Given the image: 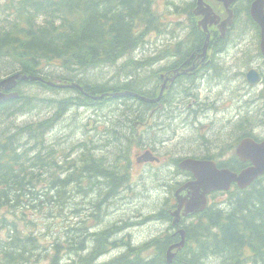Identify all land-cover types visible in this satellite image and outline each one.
Segmentation results:
<instances>
[{
	"label": "trees",
	"instance_id": "16d2710c",
	"mask_svg": "<svg viewBox=\"0 0 264 264\" xmlns=\"http://www.w3.org/2000/svg\"><path fill=\"white\" fill-rule=\"evenodd\" d=\"M170 6L155 0H0V81L17 74L44 78L19 81V96L0 103V264H241L249 255L263 263L264 182L240 197L249 208L209 209L183 220L185 247L168 263L170 235L134 245L117 236L123 223L103 227L86 213L101 207L88 198L93 186L102 194L112 190L114 199L121 182L96 185L88 130L78 141L51 139L68 112L94 105L92 95L105 93V85L87 79L89 71L136 59L133 53L151 33L170 30ZM50 80L77 83L84 91L61 97ZM29 115L39 118L20 121ZM148 219L173 221L166 211Z\"/></svg>",
	"mask_w": 264,
	"mask_h": 264
},
{
	"label": "flooded vegetation",
	"instance_id": "af4514ba",
	"mask_svg": "<svg viewBox=\"0 0 264 264\" xmlns=\"http://www.w3.org/2000/svg\"><path fill=\"white\" fill-rule=\"evenodd\" d=\"M255 1L237 0L227 8L219 0H205L214 14L197 15L198 0H193L191 8L179 10L191 11L193 26L175 31L169 43L154 45L149 59L110 64L101 89L115 95L96 101L102 108L93 111L89 130L91 174L97 186L120 179L119 197L93 186L91 200L117 207L124 225L118 237L133 238L142 226L162 222L178 243L183 220L193 217L184 213L197 209L190 206L195 175H212L211 187H219L203 194L204 211L249 208L240 197L254 194L264 175L247 186L227 178L255 168L240 149L248 147L250 154L264 144V51L262 29L251 13ZM146 210L166 211L171 218L177 211L181 220L178 226L151 220ZM241 264L255 263L249 255Z\"/></svg>",
	"mask_w": 264,
	"mask_h": 264
},
{
	"label": "rangeland",
	"instance_id": "374dc122",
	"mask_svg": "<svg viewBox=\"0 0 264 264\" xmlns=\"http://www.w3.org/2000/svg\"><path fill=\"white\" fill-rule=\"evenodd\" d=\"M160 3H163V1H159ZM167 22H171V23H179L180 21L182 23H184L186 21L185 17L181 16H175L169 15L167 20ZM170 35L168 33H166V35H158V33H151L149 35V37L146 40L145 45H142L140 48H142L143 50H146L148 53H150L149 49L153 48L154 45L156 44H161V43H168L170 42L169 40ZM140 58H145V56H140ZM146 58H150L149 56H147ZM109 69L110 66L106 65V66H102L100 68H97V70L94 71H89V73L87 74V79H89L91 82H98V81H105V79L107 78V75L109 73ZM74 92L71 91H62V95L61 97H67L70 94H73ZM52 95H54L53 93H49ZM95 103V102H94ZM97 109V106L94 104L90 107H83V108H77L73 109L69 115L66 116L65 119H62V121L60 122L58 128L54 131L53 135L51 136V139H55V138H62L64 140H74V141H78V140H82L87 138V135L84 134L83 132L86 131L88 134V137L90 135V131H89V126H90V122L92 121V116H93V111ZM39 118V116L37 115H29V117L27 118H23V120L20 121H25V120H33V119H37ZM91 146L93 141L90 140ZM91 193L88 194V198L90 199ZM119 194L115 197L118 198ZM79 201V200H78ZM148 206V205H147ZM146 206V207H147ZM145 207V208H146ZM150 208V210H153V206H148ZM87 209V207H85L83 210ZM109 209V213L107 214V211L104 210L101 214H98V218L99 220H103V227H107V226H117L118 223V209L115 205H109L108 206ZM83 212V211H81ZM88 214V216L93 217L92 215V210H89L88 212H86ZM153 213L152 211H145V216H148L149 214ZM106 214L108 216H106ZM71 220L73 222H76L75 217L77 215H70ZM166 228V224L164 223H151V224H146L145 226H142L141 228L135 230V237H130L132 243H144L146 240H148L149 237L151 236H156L158 233L162 232L163 229ZM44 232L46 231L45 229L43 230Z\"/></svg>",
	"mask_w": 264,
	"mask_h": 264
},
{
	"label": "water",
	"instance_id": "95a60500",
	"mask_svg": "<svg viewBox=\"0 0 264 264\" xmlns=\"http://www.w3.org/2000/svg\"><path fill=\"white\" fill-rule=\"evenodd\" d=\"M225 2L227 6L235 2L236 0H220ZM198 9L196 11L197 14L204 13L207 10L210 11V9L204 8L203 0H199L198 2ZM212 12V10H211ZM252 15L255 18V20L260 24V26L263 29V43H262V49L264 51V0H257L252 8ZM44 81L42 77H36V76H28V75H14L8 78L3 79L0 82V103L4 102L9 99H15L19 96L18 93H9L6 94L4 91H11L18 85V81ZM246 148L243 147L240 151L242 157L244 160H249L254 162L255 168L246 171L244 174H242L240 177H237L236 175L230 176V178H227V180H240L242 182H246L247 186L248 183H250L253 179L264 175V145L263 146H256L254 147V150L249 154V150L246 152ZM197 178V183L195 184L197 188L194 190L193 200L190 202V206L196 207L197 209L187 211L188 214H193L200 212L205 204L206 201H202L201 198L203 194H206L210 190H213L212 188H219V187H211V185L216 181V179L212 175H195ZM224 186H221L220 188H223ZM228 187V184H227ZM177 216V220L179 219L180 212L174 213ZM180 234L182 236L181 242L172 245L168 250L167 259L168 262L171 263L175 253H173V250L175 249H181L185 244V232L183 230L180 231Z\"/></svg>",
	"mask_w": 264,
	"mask_h": 264
},
{
	"label": "bare ground",
	"instance_id": "6f19581e",
	"mask_svg": "<svg viewBox=\"0 0 264 264\" xmlns=\"http://www.w3.org/2000/svg\"><path fill=\"white\" fill-rule=\"evenodd\" d=\"M151 49V48H150ZM149 49V50H150ZM140 56H145V58H140ZM147 56H149V57H152L153 55H151L150 53H148L146 50H143L142 48H138V49H136V51L133 53V57H137L138 59H143V60H145V59H149V58H146ZM136 58V59H137ZM259 59V58H258ZM40 77V76H39ZM106 80V79H105ZM48 84L50 85V87H52V88H57V89H59V90H61V91H71V92H73V90H75V89H79V90H81V91H84V89H83V87L81 86V85H79V84H77V83H71V84H63V83H61V81L60 80H50L49 82H48ZM93 84H95V86H100V85H104L105 84V81H98V82H93ZM115 94H111V93H104V94H97V95H92V99L95 101V105H96V101H98V100H100L101 102H103V100L105 99H107L106 97H109V96H114ZM68 97V96H67ZM107 101V100H106ZM98 103V102H97ZM102 104H97L96 106H97V109H99L100 108V106H101ZM83 107H85V106H83ZM83 107H80V108H83ZM78 108V107H77ZM73 109H76V107H74ZM72 109V110H73ZM71 112V111H70ZM70 112H68L65 116H64V118L63 119H65L66 118V116L67 115H69V113ZM59 126V125H58ZM58 126H56V128H55V130L58 128ZM50 135H53V131L50 133ZM101 141H103V138H100L97 142H98V144L99 145H102L101 144ZM73 169L72 168H70L69 169V171H72ZM118 195V193L117 194H115L114 196L116 197ZM91 199H93V196H92V192H91V196H90V200ZM92 201V200H91ZM104 210H106L107 211V214L109 213V209H108V207H105V206H101L99 209H97V210H92V211H96V212H98V214H101ZM98 214L97 215H95V216H93V217H98ZM106 214V216H108Z\"/></svg>",
	"mask_w": 264,
	"mask_h": 264
}]
</instances>
